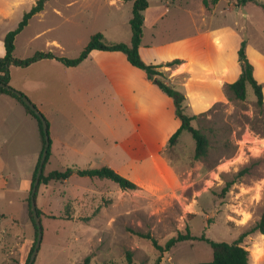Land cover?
Here are the masks:
<instances>
[{
    "label": "rangeland",
    "instance_id": "obj_1",
    "mask_svg": "<svg viewBox=\"0 0 264 264\" xmlns=\"http://www.w3.org/2000/svg\"><path fill=\"white\" fill-rule=\"evenodd\" d=\"M255 1L241 5L239 0H221L211 22L231 25L242 40L264 56V0ZM76 2L71 8L61 7L70 20L55 16L47 19L46 26L51 27L47 36L63 44L66 59L78 57L93 34L101 33L109 43H116L108 41L113 35H131V1L124 2L118 10L109 7L106 0ZM190 2L197 16L201 0ZM29 8L28 2L16 7L10 19L0 23V32L14 30ZM195 19L198 27V18ZM31 32L33 29L15 37V58H28L39 47L41 40L27 48ZM252 60L253 75L263 80L259 84L264 89V63ZM227 85L223 90L216 89L215 84L204 89L200 84L188 88L185 114L195 116L192 127L207 137V155L196 160L195 141L183 131L176 144L168 143L164 150V156L171 161V171L166 178L168 184L158 190L137 185L135 191H123L110 180L78 175H72L65 184L40 186L36 206L41 213L42 240L33 264H82L87 257L89 264H126L127 252L137 264H155L158 259L159 264L208 263L212 250L204 241L178 242L161 253L141 235H150L161 246L187 230L196 237L205 235L212 241L233 243L253 227L264 212V101L262 106L257 105L251 86H246L244 100H236ZM176 89L186 93L180 87ZM222 92V100L195 114ZM196 93L200 97H193ZM44 111L50 141L46 175L75 167L76 159L58 143L70 134L60 124L56 111ZM37 130L36 127L35 151L41 147ZM69 139L74 142L72 137ZM24 141L25 136L18 147L8 145L0 150V264H25L36 239L27 206L29 192L20 189L32 157L30 142L27 145ZM85 166L79 168L87 169ZM242 245L249 251L250 264H264V234L252 233Z\"/></svg>",
    "mask_w": 264,
    "mask_h": 264
},
{
    "label": "crops",
    "instance_id": "obj_2",
    "mask_svg": "<svg viewBox=\"0 0 264 264\" xmlns=\"http://www.w3.org/2000/svg\"><path fill=\"white\" fill-rule=\"evenodd\" d=\"M36 1L0 0V23L9 20L16 7L28 2L30 10ZM126 1L106 0L108 6L116 10ZM220 1L205 7L201 0L197 16L190 0H148L143 12L139 55L146 64L162 65L159 70L166 76V84L186 90L185 99L189 97L190 86L200 84L204 89L215 84L216 89L223 90L225 84L235 82L241 73L237 53L242 37L227 23L211 22ZM75 3L76 0L62 3L48 0L42 11L28 21L16 37L33 29L32 35L27 37V48L41 42L30 56L50 52L65 58L63 44L47 36L51 29L46 26L47 19L55 16L70 20L61 7L68 9ZM6 34L7 30L0 32V57L5 55ZM130 38L131 35L124 38L113 35L108 41L129 44ZM246 56L254 70L253 58L264 63V56L248 44ZM173 60H179L180 64L165 66ZM9 74L12 89L24 94L43 116L48 117L44 111L47 108L56 111L60 124L74 140L71 143L70 137L65 136L58 141L63 151L75 157L72 168L86 165L83 168L93 169L97 168L95 164H102L140 187L158 190L159 186L168 184L171 161L164 156V150L180 127L173 100L148 80L142 70L130 65L123 53L93 50L76 66H66L56 59H42L26 68L10 67ZM262 95L264 101V89ZM193 97H200V93ZM223 98L224 92L195 114ZM36 127L38 129L37 122L16 100L0 94V150L8 145L18 147L24 136V143L31 145L30 170L20 185L25 193L30 190L41 149L35 151ZM2 164L0 161V166Z\"/></svg>",
    "mask_w": 264,
    "mask_h": 264
},
{
    "label": "trees",
    "instance_id": "obj_3",
    "mask_svg": "<svg viewBox=\"0 0 264 264\" xmlns=\"http://www.w3.org/2000/svg\"><path fill=\"white\" fill-rule=\"evenodd\" d=\"M48 0H37L36 4L26 13H24L21 21L18 23L17 27L8 32L4 37V48L5 55L0 57V83L9 86L10 82V74L9 69L11 66L26 68L31 64L42 60V59H56L57 61L63 63L66 66H76L81 63L93 50L100 51H110V52H121L126 56L127 61L135 68L142 70L148 80H150L154 85H156L164 94L170 97L173 100L175 107V115L180 121V127L178 130L171 136L168 143L169 146H174L177 142L178 137L181 135L183 131H187L191 134L192 138L195 141V151L194 157L196 160H200L201 158L206 157L207 151L209 148V141L207 137L202 134L198 129L192 127L191 122L195 120V116H188L185 114L184 105L185 96L182 92L178 91L174 86L166 84V76L159 69L162 65H149L143 62L139 55V47L141 45L142 40V30H143V12L148 7V0H129L132 2V12L131 18L129 20V27L131 32L130 43H109L106 42L104 36L101 33L93 34L80 55L74 59H66L59 58L54 56L50 52H37L34 55L25 58L18 59L13 56L14 52V41L15 37L26 27L28 21L37 13L42 11L45 3ZM212 4H216L218 0H211ZM205 7H208L209 2L207 0H203ZM241 5H246L247 3H257L255 0H239ZM264 7V5H262ZM246 45L247 42L242 40L240 44V48L238 50V62L241 67V73L238 79L232 84H228L226 86L228 92L236 100H244L246 96V86H251L253 89L254 95L256 97V103L259 106L263 105V95H262V85L257 82L253 75V66L249 62L246 56ZM180 64L179 60H173L172 62L166 63L167 67H174ZM14 90V89H13ZM0 94L7 95L14 100H16L20 106L24 109V112L31 116L38 125L40 140H41V149L39 152L38 160L35 165L30 190L28 197V212L29 217L33 223L35 228V238L37 237V228L35 226L32 212L30 209V191L33 186V182L35 179V175L37 172V168L39 166V161L41 158V154L44 147V134L42 130V125L38 117L23 103L20 97L16 96L13 92L5 90L0 87ZM22 96L24 94L21 93ZM50 155V146L48 147V152L46 156V160L43 165L42 174L40 176L39 184L37 187V191L35 194V200L37 197V192L40 186L48 185L49 183H63L67 181L72 175H78L81 177H89V178H98V179H107L115 184L123 191H135L138 189V186L133 182L129 181L125 177L121 176L114 170L109 167H100L94 169H79V168H67L64 171H52L48 174H44V168L48 161V157ZM37 214L40 218V211L37 206ZM259 232L260 234H264V212L262 213L259 221L251 227L246 232H243L237 240L233 243H227L224 241H212L205 237V235H201L199 237L191 235V233L187 230L185 233H177L176 236L169 239L164 246H161L157 243V241L152 238L150 235H141V237L147 238L151 241L152 245L161 253L168 252L175 244L182 241H204L209 244L212 250V260L208 263L202 264H250V254L249 251L242 245V241L248 235ZM36 241V239H35ZM35 241L29 251V255L26 259L25 264L28 263L30 254L33 251ZM160 260L158 259L155 264H159ZM82 264H89V258H85ZM126 264H137L132 260L131 252L126 253Z\"/></svg>",
    "mask_w": 264,
    "mask_h": 264
},
{
    "label": "water",
    "instance_id": "obj_4",
    "mask_svg": "<svg viewBox=\"0 0 264 264\" xmlns=\"http://www.w3.org/2000/svg\"><path fill=\"white\" fill-rule=\"evenodd\" d=\"M0 87L5 89V90L13 92L16 96L21 98L23 103L40 120L41 125H42L43 134H44V147H43V151H42L41 158H40V161H39V166L37 168V172H36V175H35V179H34V182H33V186H32V189L30 191V209H31V212H32V216H33V220H34L35 226L37 228V237H36V241H35V244H34L33 251L30 254L29 261H28L27 264H33L34 261H35V258L37 256L38 249L40 247V243H41V240H42V229H41L40 218H39V216L37 214L35 194H36V191H37V187H38V184H39L40 176L42 174L43 165H44V162L46 160L48 147H49V143H50L49 136H48V125H47V122H46V119L44 118V116L38 111V109L30 102V100L27 97L22 96L20 92H17L15 90H13L11 87H8V86H6V85H4L2 83H0Z\"/></svg>",
    "mask_w": 264,
    "mask_h": 264
},
{
    "label": "bare ground",
    "instance_id": "obj_5",
    "mask_svg": "<svg viewBox=\"0 0 264 264\" xmlns=\"http://www.w3.org/2000/svg\"><path fill=\"white\" fill-rule=\"evenodd\" d=\"M259 254H260V252L258 251V252H256V255H255V256L258 258V255H259Z\"/></svg>",
    "mask_w": 264,
    "mask_h": 264
}]
</instances>
